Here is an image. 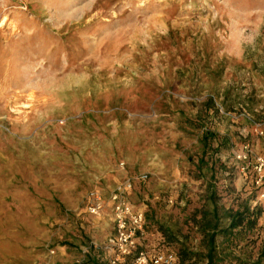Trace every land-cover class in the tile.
Returning a JSON list of instances; mask_svg holds the SVG:
<instances>
[{"label": "rangeland", "instance_id": "1", "mask_svg": "<svg viewBox=\"0 0 264 264\" xmlns=\"http://www.w3.org/2000/svg\"><path fill=\"white\" fill-rule=\"evenodd\" d=\"M9 66L23 98L4 95ZM256 123L264 131V0H0V264H110V193L127 178L146 217L137 251L203 254L199 211L248 204L257 226L216 242L221 264L257 261L264 205L234 157L245 142L264 149ZM93 189L100 216L86 211Z\"/></svg>", "mask_w": 264, "mask_h": 264}, {"label": "built area", "instance_id": "2", "mask_svg": "<svg viewBox=\"0 0 264 264\" xmlns=\"http://www.w3.org/2000/svg\"><path fill=\"white\" fill-rule=\"evenodd\" d=\"M254 129L258 134L264 133L258 123L254 125ZM234 157L239 163L238 169L244 184L257 189L261 204L264 205V149L255 154L251 144L245 142L234 153ZM146 178V174L139 176L140 180ZM133 184V179L127 178L110 193L113 233L108 237L107 244L114 251L110 264L124 263L129 259L132 260L131 264H175L176 254L173 251H137V237L144 231L146 217L145 213L136 209L129 200ZM106 207L104 193L98 189L90 191L86 211L91 215L100 216Z\"/></svg>", "mask_w": 264, "mask_h": 264}, {"label": "trees", "instance_id": "3", "mask_svg": "<svg viewBox=\"0 0 264 264\" xmlns=\"http://www.w3.org/2000/svg\"><path fill=\"white\" fill-rule=\"evenodd\" d=\"M210 108H214L218 111L216 107V101L211 98L210 99ZM214 132H209L208 130L203 132V136L201 137V142H203V146L206 148L210 146L211 140L214 139ZM201 165V164H200ZM214 193H211L210 199L212 202L215 200ZM261 208L254 207L253 209L247 204L242 209L232 210L229 209L224 214H220V208L217 202L213 203V207L211 210L199 211L201 213V217L197 218L196 215V226L197 228L204 234L205 238V253L194 252L185 244L181 246L180 257L176 254V262L175 264H198L201 260L199 259L201 256L203 257L204 264H221V257H219L218 245L216 242V237L221 234H228L233 232L234 230H238L243 228L246 224H248L249 228H254L257 226V220L261 214ZM229 219V224L226 227H222V220ZM158 229L162 232L163 236L166 238V241L173 243L178 241V237L175 232L168 226L164 224H157ZM262 251V257L257 261L251 264H261L262 259L264 258ZM86 264H102L95 258L90 260V263Z\"/></svg>", "mask_w": 264, "mask_h": 264}, {"label": "bare ground", "instance_id": "4", "mask_svg": "<svg viewBox=\"0 0 264 264\" xmlns=\"http://www.w3.org/2000/svg\"><path fill=\"white\" fill-rule=\"evenodd\" d=\"M15 63H17V61ZM9 69H10L9 74L12 73L14 76H10V77L6 76L1 81V88L3 89L4 95L6 97H11V98H14L15 96L17 98L25 97L26 96L25 93L28 91V88L24 85V82L19 76V70L17 66H9Z\"/></svg>", "mask_w": 264, "mask_h": 264}, {"label": "crops", "instance_id": "5", "mask_svg": "<svg viewBox=\"0 0 264 264\" xmlns=\"http://www.w3.org/2000/svg\"><path fill=\"white\" fill-rule=\"evenodd\" d=\"M112 220V219H111ZM113 222V221H112Z\"/></svg>", "mask_w": 264, "mask_h": 264}]
</instances>
